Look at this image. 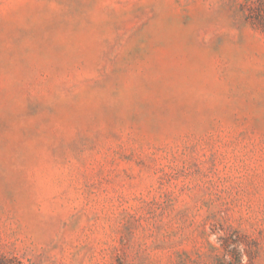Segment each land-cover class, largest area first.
Here are the masks:
<instances>
[{"label":"rangeland","instance_id":"obj_1","mask_svg":"<svg viewBox=\"0 0 264 264\" xmlns=\"http://www.w3.org/2000/svg\"><path fill=\"white\" fill-rule=\"evenodd\" d=\"M252 0H0V264H264Z\"/></svg>","mask_w":264,"mask_h":264},{"label":"trees","instance_id":"obj_2","mask_svg":"<svg viewBox=\"0 0 264 264\" xmlns=\"http://www.w3.org/2000/svg\"><path fill=\"white\" fill-rule=\"evenodd\" d=\"M249 22L264 33V0H252L246 5Z\"/></svg>","mask_w":264,"mask_h":264}]
</instances>
